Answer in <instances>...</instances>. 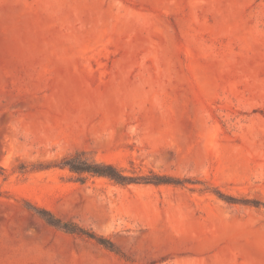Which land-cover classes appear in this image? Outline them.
I'll list each match as a JSON object with an SVG mask.
<instances>
[{
	"label": "rangeland",
	"instance_id": "1",
	"mask_svg": "<svg viewBox=\"0 0 264 264\" xmlns=\"http://www.w3.org/2000/svg\"><path fill=\"white\" fill-rule=\"evenodd\" d=\"M0 264H264V0H0Z\"/></svg>",
	"mask_w": 264,
	"mask_h": 264
},
{
	"label": "trees",
	"instance_id": "2",
	"mask_svg": "<svg viewBox=\"0 0 264 264\" xmlns=\"http://www.w3.org/2000/svg\"><path fill=\"white\" fill-rule=\"evenodd\" d=\"M61 166L67 167L70 172L76 173L80 176L79 180L83 181V175H92V176H104L112 180L114 183L125 185L132 182H151V183H162L167 182L162 180L158 176H152L149 178H137L128 176L125 174L122 169H119L114 164L110 162L88 160L84 156V152L73 153L62 158L60 162ZM180 181V180H179ZM184 181V180H182ZM47 223L52 226L58 227L68 233L83 235L85 237L95 239L98 243L102 244L108 249H113L111 242L106 241L104 238L96 236L94 232L85 230L77 226L73 222H62L56 218L45 217Z\"/></svg>",
	"mask_w": 264,
	"mask_h": 264
}]
</instances>
